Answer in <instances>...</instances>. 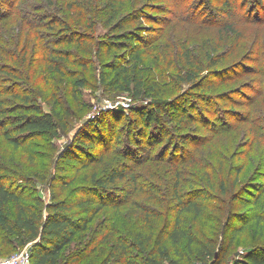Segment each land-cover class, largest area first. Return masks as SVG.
Wrapping results in <instances>:
<instances>
[{
	"label": "rangeland",
	"instance_id": "obj_1",
	"mask_svg": "<svg viewBox=\"0 0 264 264\" xmlns=\"http://www.w3.org/2000/svg\"><path fill=\"white\" fill-rule=\"evenodd\" d=\"M126 30L136 38L116 42ZM60 51L72 62L59 66ZM117 65L138 76L142 95L102 82ZM0 98L14 119L24 105L66 108L64 129L25 133L20 147L0 138V173L11 185L27 184L25 175L46 202H112L66 247L64 262L81 252L74 264H102L110 246L98 229L135 221L141 210L159 213L161 229L176 182L183 198L208 205L202 227L224 235V246L242 227L222 264L264 246V0H0ZM158 103L157 121L139 119ZM86 135L93 149H78ZM85 151L93 153L67 162ZM119 166L136 180L96 194L93 178ZM14 251L4 246L0 261Z\"/></svg>",
	"mask_w": 264,
	"mask_h": 264
},
{
	"label": "trees",
	"instance_id": "obj_2",
	"mask_svg": "<svg viewBox=\"0 0 264 264\" xmlns=\"http://www.w3.org/2000/svg\"><path fill=\"white\" fill-rule=\"evenodd\" d=\"M135 38L134 32L126 30L116 42ZM60 53L61 58L55 59L59 66L62 64L63 67L64 64L72 62L74 55L71 52ZM107 72L102 74L101 80L109 89H122L126 92L136 89V96L142 95V84L138 76L131 77L118 65ZM77 84L85 86L82 80H78ZM4 104L5 100L0 98V138H5L16 147L22 146L25 133H53L58 127L64 129L66 111V108L63 109L64 105L60 106L61 111L56 113L46 112L36 104L29 107L24 105L25 113L14 119L11 116L14 112L9 111ZM160 110L158 103L155 108L148 110L143 108L137 112L141 121L151 124L159 119ZM90 143H95L91 137L80 136L77 148L93 149L88 145ZM92 153L85 151L82 153L83 157L71 154L67 162L77 164L81 158L89 157ZM127 159H131V156ZM128 169V166L112 167L106 169L105 174L98 178L94 177L96 194L108 193L116 182L129 177L135 181L137 174L129 173ZM7 174L0 173V253L4 246L16 252L19 247L27 245L30 241L32 264H69L70 262L62 260L66 247L72 244L78 234L90 228L99 212L107 205H112V202L85 195L65 199H58L57 195H52L50 202H46L35 189V183L30 177L22 175L27 184L15 188L6 177ZM178 184L179 182H176L174 187L176 203L169 205L171 215L167 217L161 229L157 226L161 215L151 209L141 210L144 216L137 215L135 221L123 223L113 220L109 228L98 229L100 242L110 246L102 264H112L113 261L117 264H164V261L168 264H188L192 261L222 264L228 252L227 246L233 244L242 227H233L229 242L224 246V235L219 239L209 235L202 227V219L206 218L208 205L200 196L183 198L178 192ZM114 204L119 206L122 203ZM80 253L73 255L74 262L81 261ZM232 264H264V246L248 249Z\"/></svg>",
	"mask_w": 264,
	"mask_h": 264
},
{
	"label": "built area",
	"instance_id": "obj_3",
	"mask_svg": "<svg viewBox=\"0 0 264 264\" xmlns=\"http://www.w3.org/2000/svg\"><path fill=\"white\" fill-rule=\"evenodd\" d=\"M0 264H32V250L30 246L14 252L1 260Z\"/></svg>",
	"mask_w": 264,
	"mask_h": 264
}]
</instances>
